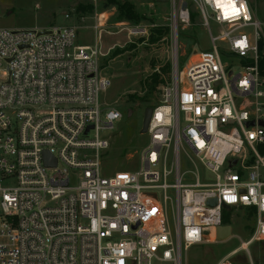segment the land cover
Masks as SVG:
<instances>
[{
	"label": "built area",
	"instance_id": "built-area-1",
	"mask_svg": "<svg viewBox=\"0 0 264 264\" xmlns=\"http://www.w3.org/2000/svg\"><path fill=\"white\" fill-rule=\"evenodd\" d=\"M190 1L210 50L162 90L135 169L109 175L102 132L122 114L100 99L111 82L99 49L75 44L70 27L0 29V264H185L237 210L255 222L231 254L264 241V23L246 0ZM173 17L187 22L189 11ZM181 149L212 178L184 180Z\"/></svg>",
	"mask_w": 264,
	"mask_h": 264
},
{
	"label": "rangeland",
	"instance_id": "rangeland-1",
	"mask_svg": "<svg viewBox=\"0 0 264 264\" xmlns=\"http://www.w3.org/2000/svg\"><path fill=\"white\" fill-rule=\"evenodd\" d=\"M246 1L255 18L264 23V0ZM125 4L131 10V18L120 9ZM174 7L189 11L187 22L175 24ZM51 27H70L76 33L75 44L99 49V69L111 82L100 99L122 114L113 130L102 132L110 141L102 170L105 175L134 170L136 155L147 144V136L140 133L144 110L160 103L166 86L178 79L183 81L184 68L196 53L210 50V38L196 6L190 0H176L175 4L173 0H0V29ZM211 29L216 35L215 26ZM217 44L222 53L224 46ZM223 61L230 68L235 66L225 57ZM258 87L264 92V76L260 74ZM187 155L186 150H180L184 180L196 174L206 180L212 178ZM169 164L170 156L166 169ZM155 169L161 172L162 164ZM227 216L230 238L217 241L213 235V240L208 241L212 232L205 230L204 242L187 251L185 264H264V241L250 244L246 252L231 254L252 235L254 214L237 210Z\"/></svg>",
	"mask_w": 264,
	"mask_h": 264
},
{
	"label": "water",
	"instance_id": "water-1",
	"mask_svg": "<svg viewBox=\"0 0 264 264\" xmlns=\"http://www.w3.org/2000/svg\"><path fill=\"white\" fill-rule=\"evenodd\" d=\"M155 1H157L159 3H164L165 2V0H155ZM151 114H152V108H146L144 110L142 123H141V129H140V133L141 134H145L146 133L147 127H148V123L150 121ZM247 125L252 126L253 123L250 122ZM259 125L264 126V122H259ZM89 128H92V127L90 126ZM88 129L86 130L85 134H87ZM44 158H45L46 165H49V166H53L54 165V162L50 161V158H49V156L47 154H44ZM216 203H217V201L215 199L207 201V205L211 206V207L216 206ZM223 208L227 209V207H225V206H223ZM230 236H231V227L229 225H223V226L217 227L216 230H215V238H216L217 241L227 240V239L230 238Z\"/></svg>",
	"mask_w": 264,
	"mask_h": 264
},
{
	"label": "trees",
	"instance_id": "trees-1",
	"mask_svg": "<svg viewBox=\"0 0 264 264\" xmlns=\"http://www.w3.org/2000/svg\"><path fill=\"white\" fill-rule=\"evenodd\" d=\"M120 9H121L122 12H124V14L127 17L131 18V14L132 13H131V10H130L128 5L125 4V5L121 6ZM263 66H264V60H261L260 64H259V74L261 76H264V70H263L264 67ZM228 222H229L228 216H227V214H224L223 219H222V224L226 225V224H228Z\"/></svg>",
	"mask_w": 264,
	"mask_h": 264
},
{
	"label": "snow or ice",
	"instance_id": "snow-or-ice-1",
	"mask_svg": "<svg viewBox=\"0 0 264 264\" xmlns=\"http://www.w3.org/2000/svg\"><path fill=\"white\" fill-rule=\"evenodd\" d=\"M232 14L233 15H236V14H238V9H236L235 7H234V5H233V8H232ZM227 13H226V18H227Z\"/></svg>",
	"mask_w": 264,
	"mask_h": 264
},
{
	"label": "bare ground",
	"instance_id": "bare-ground-1",
	"mask_svg": "<svg viewBox=\"0 0 264 264\" xmlns=\"http://www.w3.org/2000/svg\"><path fill=\"white\" fill-rule=\"evenodd\" d=\"M213 237H214V236H213V234H212V236L210 237V239L208 238L207 240H208V241H211V240H213ZM245 247H246V246L244 245V246L242 247V249H244Z\"/></svg>",
	"mask_w": 264,
	"mask_h": 264
}]
</instances>
